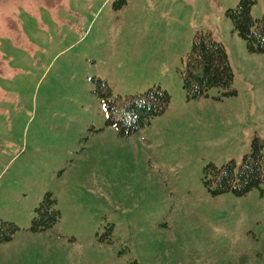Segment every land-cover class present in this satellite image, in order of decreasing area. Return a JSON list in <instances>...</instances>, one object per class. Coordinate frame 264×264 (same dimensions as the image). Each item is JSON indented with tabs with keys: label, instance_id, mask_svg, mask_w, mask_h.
<instances>
[{
	"label": "rangeland",
	"instance_id": "1",
	"mask_svg": "<svg viewBox=\"0 0 264 264\" xmlns=\"http://www.w3.org/2000/svg\"><path fill=\"white\" fill-rule=\"evenodd\" d=\"M240 0H0V264H264V187L213 195L209 163L238 168L264 139V53L227 16ZM264 15V0L252 7ZM198 30L227 50L235 95L188 99ZM115 95L159 84L168 108L123 136ZM47 192L59 221L33 231Z\"/></svg>",
	"mask_w": 264,
	"mask_h": 264
},
{
	"label": "trees",
	"instance_id": "2",
	"mask_svg": "<svg viewBox=\"0 0 264 264\" xmlns=\"http://www.w3.org/2000/svg\"><path fill=\"white\" fill-rule=\"evenodd\" d=\"M127 0H115V6ZM256 0H240L236 7L226 11L233 23V30L242 37L247 49L253 53H264V15L255 18L252 7ZM183 88L188 99L208 96L213 87L224 89L225 95H235L234 71L225 45L214 38L209 31L198 30L193 46L185 59L181 71ZM98 91L107 101L108 125H117L123 136H129L164 112L171 101V95L163 86L156 84L140 93L115 95L104 79H99ZM204 183L213 194L232 192L246 195L255 188L264 187V139L255 135L251 150L246 153L239 167L231 160L221 166L209 163L205 167ZM32 230L43 231L53 227L61 212L56 199L47 192L36 209ZM19 226L10 220L0 219V243L13 239ZM131 264H140L137 261Z\"/></svg>",
	"mask_w": 264,
	"mask_h": 264
}]
</instances>
